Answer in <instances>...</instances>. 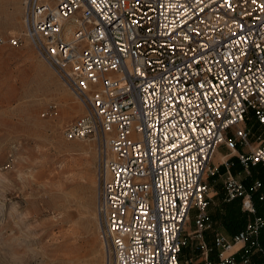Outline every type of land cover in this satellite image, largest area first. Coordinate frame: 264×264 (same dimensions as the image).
<instances>
[{
    "label": "built area",
    "instance_id": "built-area-1",
    "mask_svg": "<svg viewBox=\"0 0 264 264\" xmlns=\"http://www.w3.org/2000/svg\"><path fill=\"white\" fill-rule=\"evenodd\" d=\"M22 25L82 105L63 139L96 142L106 264H264L259 180L246 187L224 155V200L247 220L210 244L203 180L218 146L245 173L264 166V135L250 146L244 125L264 128V0H25ZM191 211L197 263L179 258Z\"/></svg>",
    "mask_w": 264,
    "mask_h": 264
},
{
    "label": "rangeland",
    "instance_id": "rangeland-1",
    "mask_svg": "<svg viewBox=\"0 0 264 264\" xmlns=\"http://www.w3.org/2000/svg\"><path fill=\"white\" fill-rule=\"evenodd\" d=\"M24 1L0 0V264H106L94 212L96 142L63 139L62 130L83 108L25 37ZM67 25L65 39L70 37ZM9 39L15 44L9 45ZM251 123L249 117L244 121ZM263 135L264 129L252 127L250 146ZM215 152L207 168L216 173L203 176L210 218L221 198L225 202L224 167L218 163L224 160H216ZM229 171L246 187L259 173L253 168ZM194 215L188 214L179 258L197 263L201 256L189 237ZM217 232L212 221L206 237Z\"/></svg>",
    "mask_w": 264,
    "mask_h": 264
},
{
    "label": "trees",
    "instance_id": "trees-1",
    "mask_svg": "<svg viewBox=\"0 0 264 264\" xmlns=\"http://www.w3.org/2000/svg\"><path fill=\"white\" fill-rule=\"evenodd\" d=\"M253 169H257L259 171L258 177L256 179L261 183L260 192L264 197V166H255ZM253 206L255 215L264 216V199L263 201H257L254 198ZM211 218L216 223V225L220 226L229 236H233L239 230H241L246 222V215L240 211L238 201L235 199L224 202L221 198L219 207L213 213ZM257 239L264 249V231H261L258 234ZM205 240L207 241L208 238L205 237ZM239 255L240 254L238 253L234 256V264H237ZM252 260L257 261V258L254 256L252 257Z\"/></svg>",
    "mask_w": 264,
    "mask_h": 264
},
{
    "label": "crops",
    "instance_id": "crops-1",
    "mask_svg": "<svg viewBox=\"0 0 264 264\" xmlns=\"http://www.w3.org/2000/svg\"><path fill=\"white\" fill-rule=\"evenodd\" d=\"M253 128L255 127V129L256 128H262V127H259V126H256L255 125V123H254V121H252V123L250 124ZM262 129H264V128H262ZM256 144V143H255ZM255 144H253V145H251V146H254ZM217 148H221L222 150H225V149H223L224 147L223 146H218ZM217 148H216V152H215V157H216V160H221V161H223L224 159H225V156L228 158L229 157V159L234 163V165L232 166V168L233 167H237V168H239V166L236 164V162H235V158H234V154H229L226 150V153H224V151L222 152V153H219L218 151H217ZM239 150H241V151H245V149H243V148H241V149H239ZM225 155V156H224ZM233 157V158H232ZM218 163H220V162H218ZM239 170H241L240 168H239ZM242 171V170H241ZM243 172V171H242ZM235 177V176H234ZM222 191H223V189H222ZM223 197H224V195H223ZM239 204V203H238ZM208 208V207H207ZM206 211H207V209H206ZM209 216V215H208ZM210 218V217H209ZM246 220H247V216H246ZM210 221H211V228H212V218H210ZM217 227H218V230H219V232H217V233H222V234H224V235H226V236H229L228 234H226V232L225 231H223V229L220 227V226H218L217 225ZM211 228L209 229V230H207L208 232H210V230H211ZM193 229V228H192ZM207 231H205L204 232V240H205V237H206V234H207ZM207 238V237H206ZM212 238H213V235L211 236V239L209 238L207 241H206V243H208V244H210L211 243V241H212ZM184 261H189V260H184ZM191 262V261H190Z\"/></svg>",
    "mask_w": 264,
    "mask_h": 264
},
{
    "label": "bare ground",
    "instance_id": "bare-ground-1",
    "mask_svg": "<svg viewBox=\"0 0 264 264\" xmlns=\"http://www.w3.org/2000/svg\"><path fill=\"white\" fill-rule=\"evenodd\" d=\"M44 1H46V0H44ZM68 26V25H67ZM65 29H66V27H65ZM65 31V30H64ZM66 32V31H65ZM68 32V31H67ZM215 150L216 149H213V151H212V153H211V156H210V158H209V161L211 160V158H212V156H213V154H214V152H215ZM204 175V174H203Z\"/></svg>",
    "mask_w": 264,
    "mask_h": 264
}]
</instances>
